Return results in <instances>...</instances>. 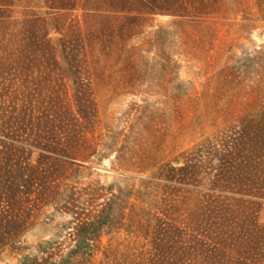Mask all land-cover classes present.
I'll return each instance as SVG.
<instances>
[{
  "label": "trees",
  "instance_id": "obj_1",
  "mask_svg": "<svg viewBox=\"0 0 264 264\" xmlns=\"http://www.w3.org/2000/svg\"><path fill=\"white\" fill-rule=\"evenodd\" d=\"M221 1L0 0V253L95 148L90 74L112 21L201 20ZM204 145L138 190L76 191V248L57 260L38 245L20 264H264V106Z\"/></svg>",
  "mask_w": 264,
  "mask_h": 264
},
{
  "label": "rangeland",
  "instance_id": "obj_2",
  "mask_svg": "<svg viewBox=\"0 0 264 264\" xmlns=\"http://www.w3.org/2000/svg\"><path fill=\"white\" fill-rule=\"evenodd\" d=\"M221 5L217 15L201 20L156 15L112 21L90 74L95 148L65 173L55 187L58 199L42 205L35 227L0 253V264H20L38 245L57 260L67 256L77 243L76 191L111 183L138 190L143 181L160 182L161 171L264 106V0ZM76 17L84 25L76 12L68 23ZM110 237L103 233L102 244Z\"/></svg>",
  "mask_w": 264,
  "mask_h": 264
}]
</instances>
